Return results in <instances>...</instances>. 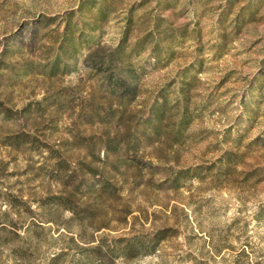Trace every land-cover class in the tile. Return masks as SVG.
<instances>
[{
  "label": "rangeland",
  "instance_id": "374dc122",
  "mask_svg": "<svg viewBox=\"0 0 264 264\" xmlns=\"http://www.w3.org/2000/svg\"><path fill=\"white\" fill-rule=\"evenodd\" d=\"M82 1L86 17L88 0H0V223L15 225L0 237L22 235L30 221L12 197L35 208L63 190L52 166L61 157L63 170L85 177L84 188L93 181L83 164L115 185L104 234L168 229L157 252L114 264H264V0H99L107 15L95 32L99 53L122 43L138 75L127 78L138 96L126 108L106 91V75H96L99 58L85 61L87 48L70 72L44 75L63 18ZM181 79L191 121L177 139L167 126L156 138L145 126L148 108L161 94L176 101ZM20 133L29 142L12 146ZM125 135L140 150L115 170V154L98 163L81 146L92 143L104 159L102 145ZM226 151L235 153L230 168L219 162ZM178 170L188 177L174 189L167 177ZM50 227L32 228V237L53 236ZM0 264H12L6 253Z\"/></svg>",
  "mask_w": 264,
  "mask_h": 264
},
{
  "label": "trees",
  "instance_id": "16d2710c",
  "mask_svg": "<svg viewBox=\"0 0 264 264\" xmlns=\"http://www.w3.org/2000/svg\"><path fill=\"white\" fill-rule=\"evenodd\" d=\"M87 2L89 4L88 16L85 17L82 12V1L77 11L70 12L63 18V32H61L56 46L57 53L49 63V68L47 67L44 71V75L53 78L70 72L72 70L70 62L78 56L83 48H87L90 53L85 61L87 62L89 58H99L95 60L96 75H106V91L117 98L118 105H123L126 108L138 96L137 87H133L132 83L127 81L128 77L138 78V75H134L131 53L125 51V46L122 43L112 51L105 54L99 53L102 48L98 47L95 32L100 30L102 23L107 18L106 5L99 0H88ZM45 20L50 22L54 19ZM181 80L185 85H179L176 101L169 103L167 95L161 94V100L155 99L148 108L145 126L152 131L156 138L161 136L162 128L167 126L174 138L177 139L191 121L189 89H185L188 82L184 79ZM34 106H37V110L41 113L45 111L41 108V101L35 103ZM7 119L12 118L7 116ZM13 140L11 145L19 147L29 142V134H16ZM81 146H86L89 156L98 163L105 162L110 152L115 154L116 158L112 162L114 170L122 165L121 162L124 161L126 154L137 153L140 150L139 145L128 135L103 144L102 147L106 153L104 159L100 158L99 151L95 150V145L92 143L86 141ZM234 156L235 153L226 151L219 162L225 163L226 168H230L231 165L236 164ZM64 160L58 157L52 163L55 172L59 176L62 175V191L47 195L37 203L35 208H32V205L20 197H12L23 206L24 212L30 214V221L19 227L23 230L22 235L15 233L16 237H0V259L6 253L12 264H34L40 256L42 264H114L119 259L130 261L157 252L160 244L167 238L165 236L167 228L159 229L144 237H135L134 235L113 237L104 234V229L107 228L103 216L104 206L106 201L115 195V185L105 173L100 171L99 167L83 164L93 181L91 185L84 188L87 184L85 177L78 175L74 170H63ZM152 168L156 169L157 167ZM187 177L185 171L178 170L167 179L170 181L171 188L175 189L179 186L180 180ZM137 178H140V175ZM10 204L9 201L4 203L6 207ZM66 212L70 214V217L61 222L60 217ZM2 214L6 216L12 214V211L4 210ZM38 214L43 218H39ZM74 222L78 226L76 229L73 228ZM42 223L50 225L44 226ZM5 224L15 226L11 221L9 223L1 222L0 230H6ZM52 225H56L53 236L32 237V228L50 233Z\"/></svg>",
  "mask_w": 264,
  "mask_h": 264
}]
</instances>
